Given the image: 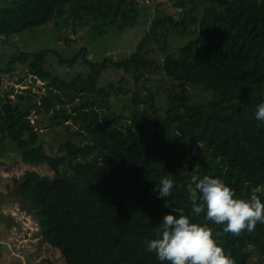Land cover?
Listing matches in <instances>:
<instances>
[{
    "label": "trees",
    "instance_id": "1",
    "mask_svg": "<svg viewBox=\"0 0 264 264\" xmlns=\"http://www.w3.org/2000/svg\"><path fill=\"white\" fill-rule=\"evenodd\" d=\"M145 1L0 0V36L9 39L50 21L61 31L68 20L103 35L136 23ZM168 2L174 12L153 14L124 58L94 62L84 46L70 58L46 48L12 54L0 67V74L11 75L23 65L45 83L38 98L26 88L13 100V88L7 90L0 99V133L30 167L12 178V188L6 185L9 195L36 221L39 243L56 249L64 264H160L144 241L169 211L153 192L162 175L174 182L168 199L186 213L185 186L194 174L218 177L237 197L255 194L264 202V123L253 117L264 99V0ZM174 36L185 41L172 46ZM152 41L160 62L150 56ZM49 55L62 67L82 58L88 69L67 80L48 66ZM146 68L162 70L172 82L164 105L149 89L141 94L124 79H101L112 70L137 80ZM190 87L203 94L195 96ZM32 112L49 113L66 129L78 126L74 132L83 139L67 138L57 149L63 154H48ZM38 165L53 176L31 168ZM194 219L203 222L202 214ZM206 223L234 264H253L257 248V264H264V224L231 234ZM37 264L54 263L47 257Z\"/></svg>",
    "mask_w": 264,
    "mask_h": 264
},
{
    "label": "rangeland",
    "instance_id": "2",
    "mask_svg": "<svg viewBox=\"0 0 264 264\" xmlns=\"http://www.w3.org/2000/svg\"><path fill=\"white\" fill-rule=\"evenodd\" d=\"M141 16L138 21L122 30L110 28L103 35L93 33L90 25L73 26L68 20L62 25L61 31L52 28L53 21L50 23L25 30L14 34L9 39L0 36V67L8 61V57L20 51H38L41 49H53L60 52L65 58H70L84 46L87 48L89 60L97 62L103 57L124 58L128 56L139 41L143 31L147 28L155 13H173L174 9L168 0H146L140 2ZM185 38L174 36L171 45L177 46ZM157 43H149L150 56L160 62V55L157 50ZM52 67L60 77L71 79L79 71H87V66L78 60L72 67H62L57 59L49 55L47 57ZM49 63V64H50ZM105 83L108 80H126V83L133 89H138L141 94H145L149 89L157 95V102L164 105L166 93L172 86L171 80L162 70L143 69L137 80L135 74L117 71H107L102 76ZM21 80V81H19ZM13 88L9 97L15 100V93L30 88L37 97L45 92V83L38 79H33L23 65H16L13 73L0 74V99L7 98V90ZM190 92L199 97L203 93L197 88H189ZM24 94H26L23 91ZM116 107L121 106L122 101L115 100ZM31 122L37 127L39 139L43 143L45 151L50 155L63 154L58 152L59 144L67 138L79 141L83 136L75 134L78 126L69 123L68 129L64 124H57L50 120V114L41 112L31 113ZM28 165L22 163L17 151L10 146L8 139L0 133V264H37L41 259L49 257L54 264H64L60 253L45 244L39 243V230L36 221L23 210L19 203L12 198L10 190L12 188V178L19 177ZM39 175L53 176V172L46 165L31 167ZM61 171L64 168H60ZM259 248L252 253L253 264H257L256 256Z\"/></svg>",
    "mask_w": 264,
    "mask_h": 264
},
{
    "label": "clouds",
    "instance_id": "3",
    "mask_svg": "<svg viewBox=\"0 0 264 264\" xmlns=\"http://www.w3.org/2000/svg\"><path fill=\"white\" fill-rule=\"evenodd\" d=\"M264 97V90L260 92ZM253 117L264 123V99L256 105ZM173 179L162 175L153 192L169 211L162 214L153 236L144 241L146 251L160 264H234L213 238L206 222L222 226L224 233L251 232L257 223L264 224V202L255 194L237 197L222 179L209 175H191L185 190L190 210L170 201ZM202 214L203 222L194 217Z\"/></svg>",
    "mask_w": 264,
    "mask_h": 264
}]
</instances>
